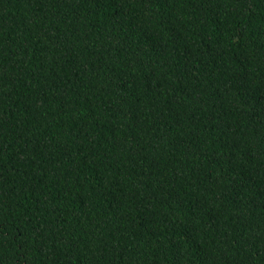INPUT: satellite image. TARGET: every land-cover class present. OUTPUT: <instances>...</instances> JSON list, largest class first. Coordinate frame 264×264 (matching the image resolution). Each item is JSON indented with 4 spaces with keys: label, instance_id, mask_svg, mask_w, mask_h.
<instances>
[{
    "label": "trees",
    "instance_id": "16d2710c",
    "mask_svg": "<svg viewBox=\"0 0 264 264\" xmlns=\"http://www.w3.org/2000/svg\"><path fill=\"white\" fill-rule=\"evenodd\" d=\"M0 264H264V0H0Z\"/></svg>",
    "mask_w": 264,
    "mask_h": 264
}]
</instances>
